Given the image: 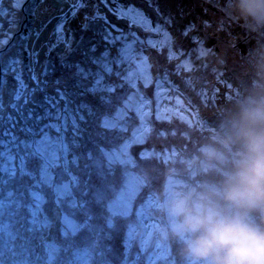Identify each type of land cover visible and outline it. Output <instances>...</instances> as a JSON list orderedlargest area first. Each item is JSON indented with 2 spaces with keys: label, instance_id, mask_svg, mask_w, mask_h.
Listing matches in <instances>:
<instances>
[{
  "label": "rangeland",
  "instance_id": "rangeland-1",
  "mask_svg": "<svg viewBox=\"0 0 264 264\" xmlns=\"http://www.w3.org/2000/svg\"><path fill=\"white\" fill-rule=\"evenodd\" d=\"M13 2V8L0 6V40H7L3 60L7 63L8 56L17 55L22 79L29 89L36 88L30 77H39L40 90L34 94L33 106L40 113L45 116L51 109L55 114L67 107L69 116L77 117L78 131H73L69 121L74 139L69 142L67 160L80 181L75 198L85 210L57 205L47 187L33 189L36 180L18 178L6 188L17 193L23 206L7 207L0 191V225L4 228L0 232V264H44L50 250L58 253L59 264H71L77 253L90 256L93 250L101 251L107 264H184L180 245L166 234V191L211 186L222 179L221 171L227 161L223 165L210 164L201 150L212 146L227 156L231 149L220 143L223 133L203 120L202 114L217 111L231 118L234 111L226 112L223 101H234L237 106L252 89L258 79L257 67L264 63V26L252 27L239 19L233 0H181L179 6L184 10L171 16L155 0L144 1L154 16L137 4L85 0L86 6L75 17L70 12L73 0ZM128 7L143 12L152 27L159 25L170 40L151 46L149 40L163 41L164 36L114 15L115 9ZM93 8L99 10L94 16L90 12ZM46 11L48 17L39 25L34 17ZM214 11L221 17L215 16ZM107 15L145 31L149 38H127ZM86 17L89 21L102 20L104 25L93 31L83 25ZM31 19L36 28L28 26ZM62 21L70 51L57 40L56 29ZM22 22L26 24L21 25ZM88 28L94 38L112 37L120 44L119 70L104 77L111 92L85 91L75 76L76 69L70 67L78 59L77 49L79 53L87 51L90 63L97 66L91 55L97 47H88L95 42L87 33ZM18 31L19 42L14 44L12 36ZM137 41L145 49L140 50ZM129 44L131 58L122 59V50ZM145 50H149L150 57ZM221 50L224 52L219 54ZM141 58L148 65L146 76L137 73ZM80 66L93 73L99 71L89 65ZM7 77L0 78V101L5 111L14 112L8 105L17 80L12 73ZM92 79L89 77L84 85L91 86ZM223 79L226 89L233 92L217 85ZM61 93L67 94L66 100L60 99ZM75 107H83V112L78 113ZM122 110L120 127L103 126L105 119L116 117ZM110 153L118 157L111 165L107 158ZM31 190L42 192L45 200L35 230L26 207L31 203ZM66 213L72 226L80 225L70 238L63 231ZM256 220L261 222L259 216Z\"/></svg>",
  "mask_w": 264,
  "mask_h": 264
},
{
  "label": "clouds",
  "instance_id": "clouds-1",
  "mask_svg": "<svg viewBox=\"0 0 264 264\" xmlns=\"http://www.w3.org/2000/svg\"><path fill=\"white\" fill-rule=\"evenodd\" d=\"M232 7L250 26H264V0H233ZM257 77L220 137L230 153L201 150L210 164L227 161L220 182L166 191V234L184 264H264V63Z\"/></svg>",
  "mask_w": 264,
  "mask_h": 264
},
{
  "label": "snow or ice",
  "instance_id": "snow-or-ice-1",
  "mask_svg": "<svg viewBox=\"0 0 264 264\" xmlns=\"http://www.w3.org/2000/svg\"><path fill=\"white\" fill-rule=\"evenodd\" d=\"M85 6V0H73V6L70 10L71 16L75 17L77 12ZM114 15L118 18L129 20L131 24L138 25L145 31L161 33L164 36L163 41H148L153 47L161 46L170 40V37H168L167 33L163 32V29L159 25L153 28L151 21L144 13L135 8H117L114 11ZM66 19L67 14H65ZM56 35L58 42L65 43L70 51L71 45L65 39L63 21L57 26ZM6 44L7 40H0V78L7 73H12L17 80V87L13 90L8 106L18 114L19 118L17 119L11 114L5 116V106L0 101V149H2L0 150V174L4 177L3 188L5 189L13 184L18 178L28 177L36 180V183L32 186L33 189L47 187L52 192L57 205L84 211V205L75 198V193L80 187V181L68 167L67 157L71 145L65 139L69 121H71L73 131H78L76 124L77 117L74 114L70 117L67 107L55 114L49 109L44 117H34V113L30 110L25 112L27 106L34 103L33 97L35 92L40 90L41 81L36 74H33L30 79L36 83V88H28L22 79L19 69L21 62L15 58H9L7 63L4 62L3 49ZM131 52L132 45L129 44L122 50V59L131 58ZM92 62L98 65L99 71L93 73L90 70L82 68L79 64H74L70 67L76 69L75 76L79 78V82L85 91L93 94L97 92H111L113 89L104 84V77L105 74H112L113 68L111 65L113 62L109 61L106 56L94 59ZM147 67L146 59L141 58L137 66V73L146 76ZM44 74L47 75V69H45ZM89 77L93 78L91 86L84 85V81L88 80ZM2 82V79H0V83ZM60 99L66 100L67 94L61 93ZM102 99L104 98L102 97ZM123 115L124 110L114 118L105 119L103 126L107 129L120 127ZM45 118L49 119L50 122L41 125L39 121ZM17 131L23 132L26 138L21 139L16 134ZM53 132L56 135H53ZM107 158L109 165L118 159L115 153L108 154ZM31 165H35V167H31ZM37 175L39 176L38 180L36 179ZM2 195L7 203V207L20 208L23 206L22 201L17 197V193L10 188L6 192L3 191ZM29 195L31 203L26 207L32 218L33 230H35L36 225L40 224L39 218L45 200L43 193L40 191L31 190ZM63 219L64 234L70 238L80 228V225L72 226L67 213ZM84 228H88L87 223L84 224ZM3 230V226L0 225V232ZM44 264H59L58 253L50 250ZM71 264H107V262L101 251L93 250L90 256L87 254L81 256L77 253Z\"/></svg>",
  "mask_w": 264,
  "mask_h": 264
},
{
  "label": "trees",
  "instance_id": "trees-1",
  "mask_svg": "<svg viewBox=\"0 0 264 264\" xmlns=\"http://www.w3.org/2000/svg\"><path fill=\"white\" fill-rule=\"evenodd\" d=\"M119 2L120 3H123V4L126 3V5L137 4V3L134 2V0H119ZM159 4H160V7H161V10L162 11H165V13L168 14V15H170V16L173 15V14H179V13H181L182 10H184V9H181L180 6H179V5H181V0H159ZM138 5L146 10V12H147L146 14L151 15V16H154L155 15L153 13L154 12L153 10L146 9L147 8V4L146 3L142 2V3L138 4ZM166 9L168 10V13L166 12ZM191 9L194 10V8H191ZM188 10H190V9H188ZM0 11H3V8L2 7H0ZM1 13L2 12H0V14ZM107 16H109V15H107ZM108 18H109L110 22H112L116 26V30L122 31L123 34L128 35L131 38H132V34L139 35L142 38H146V39L149 38L146 35L145 32H142L140 29H138L136 27L128 26L125 23H123V22H121L119 20H116V18L114 16L111 17V15H110ZM21 24L24 25L26 23L25 22H22ZM27 24H28V26H32V28H36V27L33 26V20L32 19L29 20V21H27ZM100 25H104V23H103L102 20H97V22H95L94 19H93V20L90 21L88 27L94 31L95 29L101 28ZM89 28L87 30V33L89 34V36H91L93 39H95L94 40L95 42L92 43L91 45H89L88 47H90L92 45H95L97 47V50L95 52L93 50H91L92 51V54H91L92 57L95 58V59H100L102 57L107 56L109 58V59L108 58L107 59L109 61L113 62L112 65H111L112 68H113L112 74H115V72L119 70V68H117V65H118L119 60H120V54H119L120 44L117 42L115 44H110L109 45L104 38L103 39H99V40L97 38H94V32L91 31V30H89ZM20 30H21V28L19 29V31ZM262 30H264V27H263ZM19 31L14 34L15 37L17 36L18 38H15L14 36H12V39L14 40L13 41L14 44L19 42ZM137 44H138V48L140 50L145 48V46L143 44H142V46L144 48L141 47V44L140 43H137ZM9 45H11V39H10V44ZM257 46L258 45H256L255 47H257ZM10 47L11 46H9L8 49H10ZM76 51H77V54H78L77 55L78 56V59H76L75 64L84 65V66L89 65L90 66V69H94V70H97L98 69L99 70L98 65L97 66H93V64L90 63V60L88 59V54L89 53L87 51L83 50L81 53L78 52V49ZM148 51L145 50V53L148 55V57H150V52H148ZM89 52H90V50H89ZM15 56L17 57V55H14V56L11 55V57L8 56L7 59H9V58H15ZM114 61H115V63L117 61V64H114ZM86 69H88V68H86ZM8 74L9 73L3 75L2 79L5 78L4 80H6L8 78L7 77ZM224 81L225 80L223 79V83H217V85H219V87H222L221 90L226 89V87L224 85ZM227 90L229 92H233L231 89H226V91ZM73 94H75V92H73ZM84 96H88V93H85ZM90 96L91 95L89 94V97ZM221 105L225 106V109H226V107H228V109H226V112H228V113H229V111H235V109H236V105H234V101L224 100L223 101V104H221ZM6 110L7 111H5V112H8L9 114L13 115V117L16 116L17 119L19 118L18 117V114L15 111L12 112V111H9L8 109H6ZM29 110L30 111L34 110V112H33L34 113V117L35 116L44 117V114L40 113V111L38 110V108H35L33 106V103H31V104H29L27 106V108L25 109V112H27ZM75 111H77L78 113L79 112H83V107H81V108L79 107V109L77 107H75ZM5 112H4V114H5V116H7L8 113H5ZM202 119L203 120H206L208 124L214 125L216 128L218 127V129L220 130V132L224 133L225 130H226V128H227L226 123H228V121L230 120V117H228L226 114H223V113H220V112H217V111H210V112H206V113L202 114ZM49 122L50 121L47 118L41 119L39 121V123L41 125L47 124ZM21 126H23V125L21 124ZM16 134L21 139H25L26 138L23 132L17 131ZM65 134H66V137H67L66 138V142L69 143L72 139H74L73 134L71 133V129L70 128H68V130H67V132ZM69 137H70V139H69ZM0 150H2V149H0ZM72 154H73V156L75 155L74 154V149H73ZM31 167L34 168L35 165H31ZM3 180H4V177H3L2 174H0V191H2V192L4 190H8L7 188H5V189L3 188ZM17 183L19 185L21 184L18 181H17Z\"/></svg>",
  "mask_w": 264,
  "mask_h": 264
},
{
  "label": "bare ground",
  "instance_id": "bare-ground-1",
  "mask_svg": "<svg viewBox=\"0 0 264 264\" xmlns=\"http://www.w3.org/2000/svg\"><path fill=\"white\" fill-rule=\"evenodd\" d=\"M10 1V2H9ZM98 3H102L101 2V0H96ZM116 0H106V3H111V2H115ZM135 1V3H137V6L136 7H138L139 5L138 4H140V3H142V2H144L145 0H134ZM158 4H159V0H155ZM0 6L2 5V4H4V5H6V6H8V7H11V8H13L16 4L13 2V0H0ZM13 3V4H12ZM94 5V4H93ZM131 5H135V4H130L129 6H131ZM101 7V9L102 10H104L105 8H103L102 6H100ZM24 9V8H23ZM93 10H94V8H93ZM99 10H94V11H90L92 14H93V16H94V14H96V12H98ZM21 12V11H20ZM105 13H108V11H105ZM104 13V14H105ZM48 12L46 11V12H44V13H38L35 17H34V19H35V21H36V23H38L39 25H43L44 23H45V21H46V19H47V17H48ZM214 15L215 16H219V17H221V14L218 12V11H214ZM211 16V15H210ZM211 18H212V16H211ZM89 23H90V21L88 20V19H85V23L83 24V25H86L87 27L89 26ZM22 25V24H21ZM141 30V29H140ZM142 32H145V31H143V30H141ZM146 33V32H145ZM216 34H217V32H215ZM135 35L136 34H132V38L131 37H129L128 35H126L127 36V38H130V39H133L134 37H135ZM136 36H138V37H140V38H142L141 36H139V35H136ZM210 36V35H209ZM135 40H136V38H134ZM142 39H144V40H146V38H142ZM106 40V42L110 45V44H115V42L113 41V39H112V37L111 38H108V39H105ZM110 40H112L113 42H111ZM215 41V40H214ZM137 43H139L138 41H137ZM141 44V43H140ZM141 47H143L142 46V44H141ZM225 48H226V46H224ZM144 48V47H143ZM145 49V48H144ZM157 51H160V48H157ZM224 52V50L222 51L221 50V52L219 53V54H221V53H223ZM224 58V57H223ZM230 89V88H229ZM226 109H228V107L226 108Z\"/></svg>",
  "mask_w": 264,
  "mask_h": 264
}]
</instances>
